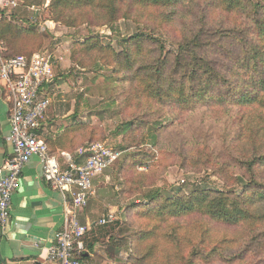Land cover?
Returning <instances> with one entry per match:
<instances>
[{
    "label": "trees",
    "instance_id": "trees-1",
    "mask_svg": "<svg viewBox=\"0 0 264 264\" xmlns=\"http://www.w3.org/2000/svg\"><path fill=\"white\" fill-rule=\"evenodd\" d=\"M179 1H51L55 19H61L68 27L73 25L70 24L74 17H71L72 12L111 25L121 17L122 5L127 7L124 12L127 17L132 11L154 17L157 11L151 10L161 11L157 12L161 25L170 31L176 29L172 39L174 51L165 50L161 40L148 31L130 36L126 50L120 53L103 47L95 39H87L78 47L82 55L93 53L100 63L111 66L114 76L130 85L123 92L120 108L131 115L124 118L117 131L132 137L137 129L149 131L153 119L172 115L174 121L170 127L177 126L176 150L181 168L189 169L190 162L197 166L193 152L202 149L206 156L200 166L209 168L221 179L230 175L233 182L229 185H241L239 193L233 189H198L190 193L178 190L171 196L158 191L143 194L144 202H131L126 207L131 216L129 225L137 228L121 241L131 252L130 264H141L153 255V251L141 255L140 250L143 243L157 235L172 249L171 257L166 250L165 264H247L250 255H257L256 264H264V0H206L201 16L190 25L182 20L189 1L182 4ZM207 6L221 17L218 25L209 24V16L205 15ZM24 24L26 21L15 22L12 13L1 14L0 42L4 46V57H29L33 53L25 43H41L43 34L36 28L20 26ZM228 111L233 112L230 120L223 122L221 117L213 123L204 121L209 114ZM195 113L202 114L200 121L193 127L189 120L186 133L182 128V115L194 116ZM74 115L77 116V112ZM95 116L101 118L99 114ZM75 125L55 138L45 136L43 140L50 153L64 151L82 162L84 157L76 152L82 142L79 133H84L86 126ZM166 130L168 128L162 125L153 129L150 137L153 147L159 144ZM91 140L90 137L88 141ZM133 163L136 167L141 165V160H133ZM151 166H146L145 172L134 171L133 179L150 177ZM135 183L136 187H130L124 196L152 185L142 179ZM179 219H190V223L179 225ZM115 225L121 227V232L128 231L122 223ZM95 228L86 244L87 257L95 242L106 236L101 227ZM216 229L221 234L218 240L210 236ZM192 234L199 235L200 239L188 248L185 241L192 239ZM183 246L187 248L185 253ZM235 246L238 247L236 252Z\"/></svg>",
    "mask_w": 264,
    "mask_h": 264
},
{
    "label": "rangeland",
    "instance_id": "rangeland-1",
    "mask_svg": "<svg viewBox=\"0 0 264 264\" xmlns=\"http://www.w3.org/2000/svg\"><path fill=\"white\" fill-rule=\"evenodd\" d=\"M51 1L19 0L18 5L23 8L20 9L19 14L17 13L18 20H16L17 23L26 21V24L20 26L36 28L39 33L43 34L39 45H37L38 41L25 43L26 46L30 47L28 51H31V53L48 52L55 58L54 78L57 79L54 81L55 83L51 84V88L54 87L52 103L47 112V122L45 121L47 127L43 131V138L45 136L55 138L57 134H63L64 130L76 126L75 124H83L86 129L83 131L84 133H79L82 142H80L76 154L79 150L86 149L94 144H105L115 152L120 153L117 160L108 169L94 177V195L89 200L87 208L83 210L81 218L85 220L86 217L91 223L109 213L114 218L112 223L101 227L106 236L98 242L97 247L94 245L93 255H95L94 259L96 261L93 264H130L129 256L131 252L121 240L137 228H132L129 225L131 216L128 215L126 207L131 202H144L143 194L146 195L154 191H158L164 196H171L178 190L190 193L198 189L211 191L233 189L236 193H239L241 185L239 183L229 185L233 182L230 175H226L224 179H221L209 168H204L203 165L200 166L206 156V152L202 149L193 152V159L197 161V166L190 162L189 169L181 168L176 150V144L178 143L177 126L170 127L174 121L172 115L167 114L161 118L153 119L154 122L150 125L149 131L145 132L137 129L132 137L123 135L120 130L117 131L124 118H129L131 115V113L120 108L123 92L130 85L125 81H122V83L115 77L111 66L100 63L95 55H92L93 53L82 55V49L78 47L87 39H95L103 47H110L116 53H120L126 50V40L130 36L137 32L148 31L161 40L165 50L174 51L175 46L172 39L175 37L176 29L175 32L170 31L167 26L161 25V16L157 13L161 11L151 10L157 11L155 17L132 11L127 17L124 15L127 7L122 5L124 11L120 13L121 17L111 25H104V20H97L95 17L81 16L80 13L72 12L70 13L71 17L73 15L74 17L70 24L73 25L68 27L62 23L61 19H55ZM186 1L189 2L186 3L188 6L184 10L182 20L183 23L190 25L194 23L196 17L201 16L200 12H203V9L206 8L207 2L206 0H180L179 4ZM205 15L209 16V24L213 26L218 25L221 20V17L212 11L211 6H207ZM176 20L180 21L179 19ZM49 22L52 24H49ZM44 23H47V25H44ZM54 105L61 106L60 108L64 114L54 116ZM67 111L69 112L67 113ZM74 112H77V116L74 115ZM232 113V111H228L225 114H209L204 118V121L213 123L214 120L222 117L224 122L230 120L229 117ZM96 114L101 115V118L95 116ZM89 115L91 116L89 117ZM201 115V113H195L194 116L182 115L183 130L187 133L185 128L188 127L189 120L192 121L193 127L197 126ZM74 116L75 118H73ZM160 125L166 126L168 130L162 133L159 144L153 147L150 144V137L153 135V129ZM205 130L204 133H206ZM90 137L93 140L88 141ZM121 148H124V150ZM57 152L58 150L52 152V154L60 162H63L62 157ZM130 155L136 156L131 158ZM133 160H141V165L138 164L134 167ZM146 166L152 167L150 177L141 178L138 176L134 180V171L145 172ZM141 179L152 185L143 188L139 193H133V191L132 195L128 192L124 196L125 192L130 187H136L135 182H139ZM223 180H226L227 184ZM169 222H172V220ZM115 223L124 224L128 231L126 233L121 232V227L116 226ZM189 223L190 219L186 221L179 219L177 221L179 225L187 226ZM161 234L164 233L161 232ZM220 235V232L216 229L210 236L212 239L215 237L214 240H218ZM199 239V235L192 234V239L185 241V244L189 248L191 244H196ZM240 240L241 238H239ZM244 242L242 241L243 245ZM237 248L235 246L234 250ZM166 250H168L169 257H171L172 249L168 244H165L162 236L157 235L155 238L148 240L141 246L140 254H148L149 251L154 253L146 257L141 264H165L167 261ZM186 250L187 248L183 246L184 253ZM251 256L247 264H249L250 258H252L250 264L259 262L257 255ZM108 260L111 262L107 263Z\"/></svg>",
    "mask_w": 264,
    "mask_h": 264
},
{
    "label": "built area",
    "instance_id": "built-area-1",
    "mask_svg": "<svg viewBox=\"0 0 264 264\" xmlns=\"http://www.w3.org/2000/svg\"><path fill=\"white\" fill-rule=\"evenodd\" d=\"M18 6L15 0H0V17L10 15ZM3 51L0 42V88L8 102L6 141L12 151L0 167V229L10 219L12 195L18 188L23 168L32 157H37L43 179L64 202L62 225L47 250L46 263L85 264L82 257L86 254V235L95 227L112 223L114 218L109 213L96 222L82 223L78 213L94 193L92 179L108 169L120 153L105 144H94L78 151L84 157L82 162L70 158H62L60 162L49 152L42 128L52 103L46 87L54 80V56L37 52L29 57H4Z\"/></svg>",
    "mask_w": 264,
    "mask_h": 264
},
{
    "label": "crops",
    "instance_id": "crops-1",
    "mask_svg": "<svg viewBox=\"0 0 264 264\" xmlns=\"http://www.w3.org/2000/svg\"><path fill=\"white\" fill-rule=\"evenodd\" d=\"M22 8L18 6L11 11L15 22L18 20L17 13L19 14ZM54 80L52 83H55ZM51 84L46 87V92L52 98L54 87L51 88ZM60 107L54 105V116L64 114ZM8 117V102L0 88V167L12 151V146L6 141V136L9 133ZM45 121L47 122V120ZM46 122H44L43 131L46 130ZM57 153L63 159H72L71 155L64 151ZM93 180L94 178L92 185ZM83 210L79 212L80 220L84 223H91L88 218L85 217V220L81 218ZM63 211L62 197L49 188L42 177V168L38 158L32 157L23 168L18 188L12 195L10 219L5 228L0 229V264H47V250L53 243L55 232L62 225ZM92 231L95 232L96 228L86 235L85 246ZM100 240L95 242V247L98 246ZM93 254L94 250L88 257L87 254L84 255L86 257L85 264H93L96 261ZM109 262L111 261L108 260L107 263Z\"/></svg>",
    "mask_w": 264,
    "mask_h": 264
}]
</instances>
